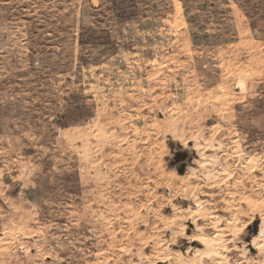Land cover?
I'll list each match as a JSON object with an SVG mask.
<instances>
[{
	"label": "rangeland",
	"instance_id": "rangeland-1",
	"mask_svg": "<svg viewBox=\"0 0 264 264\" xmlns=\"http://www.w3.org/2000/svg\"><path fill=\"white\" fill-rule=\"evenodd\" d=\"M0 264H264V0H0Z\"/></svg>",
	"mask_w": 264,
	"mask_h": 264
}]
</instances>
